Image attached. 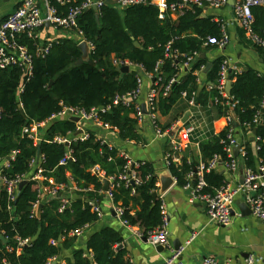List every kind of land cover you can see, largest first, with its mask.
<instances>
[{
	"label": "trees",
	"instance_id": "obj_1",
	"mask_svg": "<svg viewBox=\"0 0 264 264\" xmlns=\"http://www.w3.org/2000/svg\"><path fill=\"white\" fill-rule=\"evenodd\" d=\"M81 2L74 0L72 3L79 5ZM59 9L63 12L66 10ZM251 13L253 29L264 39V8L253 7ZM200 15L201 9L196 7L175 20L169 14L160 20L157 8L147 2L123 11L103 6L99 9L97 23L92 10L84 11L78 19V27L85 41L93 46L89 59L94 66L89 63L75 65L81 52L76 40L71 37L53 40L49 53L43 58L35 56L36 41L22 40L34 55L32 76L25 81L22 73L14 68L0 74V161L8 159L9 164L1 172L3 177L8 180L27 177V183L21 189L17 187L14 199L4 188L0 190V238L6 241L3 243L0 240V264L4 260L10 264H50L52 260L59 259L62 250L72 246L75 240L70 237L72 231L98 221L99 215L92 211L90 205L97 203L103 192V183L91 173L95 166L107 178L115 179L111 202L123 210L122 221L137 229L142 238L160 227L161 202L159 198L154 200L152 197L158 191L159 173L153 164L145 161L132 163L89 132L86 140L71 142L68 150L72 160L60 166L67 149L52 141L57 137L68 138L76 132L77 125L67 119L49 124L39 146L22 134L23 129L31 123L46 122L60 112V104L85 111L109 107L107 112L100 114L101 122L115 131L120 140L142 144L137 131L135 104L128 108L112 105L115 96L137 89L139 71L132 68L122 73L112 64V57L140 66L144 74L152 76L153 85L160 80L157 87L154 86L159 94L154 112L159 117L167 116L183 94H186V100L193 96L201 109L210 108L214 118L232 115L238 124L235 135H241L238 146L245 153L240 157L241 166L255 171L258 164L264 165V109L261 108L264 78L252 69L231 74L233 82L230 94L228 98H223L218 89V80L224 59L219 58L211 63L204 84L200 86L198 73L203 72L207 65V61L200 58L206 48L204 44L208 37L218 38L220 35L219 24L211 17L202 18ZM240 34L241 39L250 44L256 53L264 56L259 47L246 41ZM134 42L139 47L134 46ZM168 44L171 52H177V55L165 57ZM189 57L194 61L184 70L183 64ZM158 63L161 64L157 68ZM175 77L176 83L172 84L166 96H162L168 82ZM22 84L23 91L19 94ZM19 102L24 117L20 114ZM190 111L193 112L194 108L190 107ZM182 117L183 114H177L173 123ZM170 127L169 124L164 127L160 125L162 131ZM253 130L256 131L255 141L250 142L246 136ZM228 131L227 128L218 134L207 135L197 143L190 138V144H197L199 157H195L189 147L182 152L178 163L170 162L164 171H168L176 185L182 188L192 185V177L200 161L208 163L217 158L221 165L230 162L225 151L229 146ZM13 153V158H10ZM172 153L169 150L165 155ZM38 157L42 175L53 179L55 184L66 186L57 197L46 198L45 201L39 199L38 191L41 185L47 183L30 179V175L37 170L32 168L31 162ZM133 172L138 185L134 184L135 180L133 184L128 182L127 186L117 180L120 175ZM204 179L206 186L203 194L213 195L227 183L216 170L205 174ZM70 184L79 191L72 193L75 199L70 200L69 205L59 213L61 200L70 196ZM91 187L93 190L90 192L82 191ZM38 199L39 205H42L39 218L32 209ZM133 208L138 209L132 214ZM20 242H27V246H23L18 254ZM120 243L119 235L113 229L104 227L91 234L86 241V252L90 253L93 261L90 262L83 250H77L67 264H130L125 259L124 250H115Z\"/></svg>",
	"mask_w": 264,
	"mask_h": 264
},
{
	"label": "built area",
	"instance_id": "obj_2",
	"mask_svg": "<svg viewBox=\"0 0 264 264\" xmlns=\"http://www.w3.org/2000/svg\"><path fill=\"white\" fill-rule=\"evenodd\" d=\"M112 1L114 2L112 7L119 11H123L129 7L148 2L157 8L158 18L160 20L165 19L166 15L168 14L172 18L176 19L184 12L188 10L192 11V9L196 7L219 9L228 5V0H173L172 2H168L167 0ZM72 2H74V0H22L20 6L12 14L7 16L3 21H0V74L8 68H14L22 73L25 81H29L30 77L32 76L34 55L30 52L27 44L22 42V40L25 39L27 42L36 41L38 45L36 46L35 44V56L42 58L45 57L49 53L51 42L53 41V39L41 37V33L46 28V24H49V28H52L55 30V32H62L65 35L77 32L80 43L85 41L83 32L78 27L79 17L84 11L90 10L92 5H95L99 12L100 8L107 6L106 0H82L79 5H73ZM253 7L264 8V0H233V18L231 24L236 25L240 30H242L245 39L253 45L259 47L264 54V39L260 37L253 29L254 18L251 13V8ZM59 8H65L66 10L63 12L60 11ZM218 24L220 26V37L207 38V44L215 45L218 48H224L228 45L229 38L225 30V24L222 21H220ZM86 43L88 52L90 54L93 51V46L88 42ZM176 53L177 52H171L169 44L166 46L165 57H173V54L174 56L177 55ZM193 61L194 59L189 57L187 62L183 64L184 69L187 70ZM111 62L118 70H120L122 67H128L129 70L133 68L140 72L137 76V89L134 92L128 93L126 95L115 96L112 101V105L114 107L123 106L128 108L132 104H135V118L138 124L144 119H147L151 123L153 131L157 137L167 136L173 129L177 128L178 131L176 138L171 142L170 146V150L173 151V153L170 156H164L163 164L165 168H167L170 165V162L178 163L179 154L186 150L190 145V137L194 131L193 127L190 125L181 124L179 120L176 122L175 126L171 127L170 130L162 131L159 123L157 122L158 116L154 112L155 102L159 95L155 87H157V84L160 80L154 83V85L151 83L143 101L141 102L140 96L142 90V76L140 74L143 72L142 68L138 65H132L127 61L116 60L115 58H113ZM160 64L161 63H158L157 68ZM235 72H237L236 68L224 60L218 80V89L223 98H228V94L225 91V84L228 80L231 82V74H238ZM146 76L151 81L152 76ZM176 81L177 78L175 77L168 82L167 86L162 92V96L167 95L172 84L176 83ZM22 91L23 84L19 88L18 93L21 94ZM182 97L185 99L186 94H183ZM187 102L191 108L199 107L196 105L193 96H191ZM142 104L145 105L146 114L142 112ZM60 106L61 111L56 115H53L48 121L42 123H31L23 129L22 134L26 135L28 139H31L34 145H37V142L42 140L44 130L49 124L61 119L70 120L72 117L79 118L83 123H92L94 125L102 126L111 130L107 125H104L100 119V114L107 112L109 107L85 111L84 109L63 106L62 104H60ZM18 108L20 111L22 110V104L20 102L18 103ZM261 108L264 109V99L261 103ZM1 116L2 109L0 107V118ZM225 119L227 122V128L229 129V133L227 135L229 146L225 149V151L228 158L230 159V162L225 163L222 166L225 173L232 176L237 175L241 167L243 169V182L238 185H230V182H227L224 187L217 190L213 195L203 194V190L206 186L204 179L205 174L212 170H216L220 163L217 158L212 159L208 163L200 161L192 177V185H187L184 187L189 193V202L200 203L203 205L209 223L228 226L232 221V211L235 199L237 197H242L244 203L250 209L251 216L260 221H264V165L258 164L255 171L241 166L240 157H243L245 153L242 148H239L236 142L237 139L235 135V128L233 127L235 118L230 115L225 117ZM76 125L77 130L82 128L78 124ZM76 139L84 141L87 139V135L83 133L78 137H73L72 134L68 138L57 137L52 141L58 145H63L67 149L64 158L59 163L60 166H63L68 161L72 160V154L68 150V147L70 146L71 142ZM235 149L238 151L237 158L233 156V151ZM14 154L15 153H13L10 158H13ZM39 162V157L36 160H32L31 166L34 169L37 168V170L34 174L30 175V179L33 181L47 183L46 185L43 184L40 186L38 191L39 199L44 200L46 198L52 199L57 197L60 194L59 192H62L66 186L64 184H55L53 179L44 177L42 175V170L38 167ZM132 163L130 162V164ZM8 166V159L0 161V190L4 188L7 191V194L14 199L17 193L18 185L22 181H26L25 179L27 177H18L15 180H8L7 178L3 177V175H1L3 169L7 168ZM126 169H128V166ZM91 173L95 175L102 183L104 180H108L109 187L108 191L105 192V195L111 201V190L114 187L115 179L107 178L104 172H102L97 166L91 169ZM67 177L69 176L67 175ZM117 180L124 182L126 186L128 185V182L133 184V180H135V185L139 184L135 178L134 172L131 174L120 175ZM70 189L73 191H79L76 189V187H74V185H72ZM92 190L93 188L91 187L82 191L90 192ZM39 199L32 205V209L35 214L39 206ZM159 199L161 202V225L155 231L149 233L148 237L146 238H142L137 229L130 227L126 222L122 221V209L114 206L113 211L115 216L122 222V224L130 228L138 238L145 239L146 243L154 248L162 247L164 250H170V256L164 264H183V262L180 260L182 250L171 251L165 205L162 200V196H159ZM69 203L70 202L68 199H62L58 212L61 213L65 207L69 205ZM90 205L92 206V211L99 215L100 212L98 207L92 203ZM86 228L87 227L76 229L70 233V236L77 238L82 237ZM26 244L27 242L19 243L17 248L18 254L20 253L21 248L26 246ZM7 250L8 252L11 251V249ZM52 261H55V259ZM259 262H262V258L255 257L253 255L247 257L244 260V264H256ZM2 263L10 264L5 260ZM199 264H230V261L219 263L213 257H205L199 262Z\"/></svg>",
	"mask_w": 264,
	"mask_h": 264
},
{
	"label": "crops",
	"instance_id": "obj_3",
	"mask_svg": "<svg viewBox=\"0 0 264 264\" xmlns=\"http://www.w3.org/2000/svg\"><path fill=\"white\" fill-rule=\"evenodd\" d=\"M21 2L22 0H0V21H3L7 16L12 14L20 6ZM200 9V16L202 18L211 17L215 23L222 21L225 24V30L229 38L228 45L224 48H218L206 42L204 44L206 48L203 50L201 54L203 56L200 55V58L205 59L207 64H211L216 59L223 58L236 68L237 72L235 73L252 69L264 78V56L256 53L250 44L243 41L240 36V33L243 34L242 30L236 25L231 24L233 18L232 6L228 4L219 9H211L209 7ZM173 19L175 20V18ZM41 37L53 40L71 37L76 40L77 46L80 44L77 32L65 35L62 32H55L49 26L42 31ZM204 70L205 68H203V72L198 73L200 86L204 84L206 74ZM140 75L142 76L140 96V101L142 102L151 85V81L144 72ZM232 82L233 80L231 79V84ZM186 112H189L190 116L185 124L193 127L194 131L190 138L196 143L207 135H215L227 129V122L224 117L214 118V112L210 108H194V111L191 112L188 102L184 98L176 103L174 109L167 116H158V121L162 127L168 124L173 127L176 124V122L173 123V118L180 113L184 116ZM82 129L84 134L91 132L96 138L103 140L108 146L115 148L131 162L145 161L153 164L159 176L163 175L165 169L163 158L166 152L170 150L171 142L176 138L175 135L174 139H171L169 137L170 133L167 136L157 137L151 123L147 119H144L137 125V131L142 144L122 141L115 131L92 123H84ZM251 137L252 133L246 136L248 141ZM238 138H241L240 134L236 135V139ZM196 143L190 144V148H188L195 157H199ZM181 154H179V157H181ZM216 171L218 173L223 172L224 178L228 183L230 182V185L240 184L241 175L239 172L235 176L227 174L220 164ZM157 187L159 191V180ZM73 192L71 190L69 199L66 198L69 202L75 199V195L72 194ZM162 200L165 205L168 221L171 251L182 250L180 260L183 264H199L205 257H213L219 263L230 261V264H244V260L251 255L262 258V262L256 264H264V221L255 219L251 215L243 214L237 205L244 203L242 197L235 199L232 211L234 214L232 215L231 224L228 226L209 223L203 205L200 203H190L188 191L184 187H178L175 181L162 195ZM95 205L100 212L98 221L87 227L82 237H74L75 240L72 246L62 250L59 259H55V262L67 264L68 261H72V254L77 250H83L86 257L92 262L90 253L86 252V241L91 234L104 227L113 229L119 235L121 243L116 246L115 250L118 251L117 247L123 245V248L119 250L125 251V259H128L130 264H164L169 258L170 250L161 251L152 247L142 241L141 238H138L130 228L122 224L115 216L113 211L114 205L105 195L104 191L102 192L101 199ZM136 209L138 208H133L131 213L136 212Z\"/></svg>",
	"mask_w": 264,
	"mask_h": 264
},
{
	"label": "water",
	"instance_id": "obj_4",
	"mask_svg": "<svg viewBox=\"0 0 264 264\" xmlns=\"http://www.w3.org/2000/svg\"><path fill=\"white\" fill-rule=\"evenodd\" d=\"M106 4L112 6L114 4V2L112 0H106ZM228 4L230 6H232L233 5V0H228ZM91 10L93 11V13L95 15L96 22L98 23L99 22V17H98V9H97V7L95 5H92ZM48 26H49V24H46V27H48ZM134 46L139 47V44L137 42H134ZM77 48L81 52V57L75 63V65L78 66V65H80L82 63H89L91 66H94V63L92 61H90V59H89V52H88L87 43L85 41H83V42H81L77 46ZM201 56H203V55H201ZM210 67H211V64H207L206 67H205L204 72L206 73L210 69ZM120 71L122 73H127L129 71V69H128V67H122L120 69ZM230 90H231V82H230V80H228L226 82V84H225V91H226L227 94H230ZM141 108H142V112L144 114H146V108H145V105L144 104H142ZM20 114L24 117L23 111H20ZM189 116H190V113L189 112H186L184 114V116L182 117V119L180 120L181 124L187 123V120H188ZM70 121L74 122L75 124H78L80 127H82L84 125V123L82 121H80L79 118L72 117V118H70ZM237 126H238V124L236 123V121L233 122V127L235 129L237 128ZM177 131H178L177 128L173 129L170 132L169 137L171 139H174V136L177 134ZM83 133H84L83 129L80 128L79 130H77L73 134V137H78V136L82 135ZM255 136H256V131L253 130L252 131V137L249 139V141L250 142H254L255 141ZM236 142H237V144H239L240 143V139L238 138L236 140ZM40 144H41V141H38L37 142V145L39 146ZM233 156L235 158L238 157V151L236 149L233 151ZM220 174L223 175V172H221ZM239 174L241 175L240 176V180H239V183L241 184L243 182V169L241 167L239 169ZM158 180L160 182V189H159V191H157V192H155V193L152 194V197H153L154 200H156L157 198H159V196H162L173 185V183H174L172 177L170 176V174L166 170L163 172V175H161V176L158 177ZM26 183H27V181H22L18 185V189H21ZM71 186L72 185L70 184V187ZM108 187H109L108 180H104L103 181V191L104 192H107L108 191ZM237 205H238L239 209L243 212L244 215H251L250 209H249V207L246 204L242 203V204H237ZM41 208H42V205L40 204L38 206V209H37V212H36V216L38 218L40 217ZM233 214L234 213H232V215ZM0 240H2L3 243L6 242L3 237H1ZM142 241L146 242L145 239H142ZM26 246H27V244H26ZM122 248H123V245H119L117 247V250L122 249ZM156 249L161 250V251L164 250L162 247H157ZM51 264H58V263L55 262V261H53Z\"/></svg>",
	"mask_w": 264,
	"mask_h": 264
},
{
	"label": "rangeland",
	"instance_id": "obj_5",
	"mask_svg": "<svg viewBox=\"0 0 264 264\" xmlns=\"http://www.w3.org/2000/svg\"><path fill=\"white\" fill-rule=\"evenodd\" d=\"M69 195H70V191H69ZM68 197V196H67ZM69 199V198H68Z\"/></svg>",
	"mask_w": 264,
	"mask_h": 264
}]
</instances>
